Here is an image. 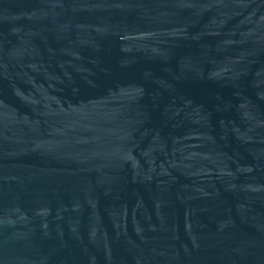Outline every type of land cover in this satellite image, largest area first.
Returning <instances> with one entry per match:
<instances>
[{"label": "water", "instance_id": "95a60500", "mask_svg": "<svg viewBox=\"0 0 264 264\" xmlns=\"http://www.w3.org/2000/svg\"><path fill=\"white\" fill-rule=\"evenodd\" d=\"M0 264H264V0H0Z\"/></svg>", "mask_w": 264, "mask_h": 264}]
</instances>
